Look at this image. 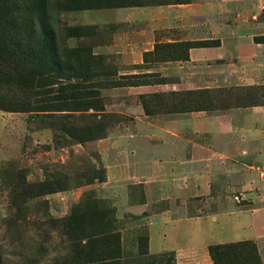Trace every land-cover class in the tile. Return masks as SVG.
Masks as SVG:
<instances>
[{"label":"rangeland","instance_id":"obj_1","mask_svg":"<svg viewBox=\"0 0 264 264\" xmlns=\"http://www.w3.org/2000/svg\"><path fill=\"white\" fill-rule=\"evenodd\" d=\"M123 4L124 0H47V26L56 36L58 50L69 56L72 70L69 74L65 71L36 101L44 107L59 103L65 111L35 113L0 108V264H100L107 253L108 258L114 257L117 240L120 264H194L209 255L203 247L184 249L178 262L175 252L161 253V257L149 254L147 218L174 206L180 207L183 216L197 217L223 207L224 201L160 199L161 183L163 195L170 193L165 176L157 170L149 187L136 183L133 174L138 164L129 158L130 151L121 155L104 145V140L120 135H140L142 126L152 132V116L184 107L170 108L171 93L187 92L165 87L163 92L138 95L128 89L174 83L177 78L161 72L126 76L119 71L116 57L107 50L116 27L89 21L95 18L93 11ZM68 28L81 31L68 38ZM258 38L264 41V37ZM184 57V49L159 43L146 56V68L160 69L163 62ZM13 83L1 87L0 102L25 99ZM209 91L223 104L230 97L234 99L230 104L237 101L239 106L264 104V86ZM152 95L159 97H149ZM143 103L153 113L147 118L140 114L144 113ZM114 164L122 166L123 180L118 167L108 180V168ZM222 187L213 184L212 196L215 188ZM231 202L241 213L252 204L238 192ZM252 221V232L239 231L232 237L225 232L220 238L264 237V211ZM186 233L176 231L178 238ZM260 242L262 249L264 240Z\"/></svg>","mask_w":264,"mask_h":264},{"label":"crops","instance_id":"obj_2","mask_svg":"<svg viewBox=\"0 0 264 264\" xmlns=\"http://www.w3.org/2000/svg\"><path fill=\"white\" fill-rule=\"evenodd\" d=\"M129 1L136 4L93 11L96 15L89 24L116 27L107 50L116 57L122 75L161 72L177 78L174 83L128 87L135 94L163 92L165 87L195 91L264 86V41H254L264 37V0ZM187 42L215 44L188 49L186 60L163 62L160 69L146 68L143 56L153 52L155 45ZM149 125L152 132L142 126L140 135H120L104 140V145L121 155L133 151L129 158L138 164L133 174L136 183L149 187L157 170L165 176L170 193L163 195L161 183L160 199L203 197L224 201V206L192 218L183 216L177 206L151 214L147 218L148 253L175 252L178 262L184 249L250 241L264 264V248L260 249L264 237L229 238L239 231L252 232L253 218L264 211V104L155 115ZM119 159L122 164V156ZM120 164L108 168V180L115 176L116 167L123 180ZM213 184H223L215 188V196ZM235 192L252 201L248 210H236L231 202ZM178 230L187 233L178 238ZM225 232L229 237L220 238ZM194 264H211V259L207 255L202 263Z\"/></svg>","mask_w":264,"mask_h":264},{"label":"trees","instance_id":"obj_3","mask_svg":"<svg viewBox=\"0 0 264 264\" xmlns=\"http://www.w3.org/2000/svg\"><path fill=\"white\" fill-rule=\"evenodd\" d=\"M132 4L134 2L124 0L123 5ZM46 8L47 0H0V90L1 87L9 85L8 82L16 81L13 83L15 89L26 96L25 99H2L0 108L3 110L35 113L65 111L61 109L64 107L59 108V103H51L44 107L39 101H36L45 89L56 84L55 81L60 79L65 71L69 74L72 70L67 62L69 56H64L58 50L56 36L47 26ZM67 31L68 38H72L80 33L81 28H68ZM254 41L260 42L263 39L254 38ZM213 44L215 43L187 42L170 45V48L174 46L185 50L183 59L173 58L170 61L186 60L188 49L207 47ZM156 48L157 45H155L153 52ZM149 54H144V63H146L145 58ZM63 60L65 61L62 62ZM211 93L209 90L187 91L180 94L171 93L174 98H172L170 108L178 105L184 107L180 110L170 109L168 114L220 110L239 106L237 101L230 104V100H234L232 97L229 100L225 99L226 104H223L221 99L213 97ZM149 97L157 98L159 96L152 95ZM218 103L220 104L217 105ZM142 105L144 114L151 116L153 113L146 107V104L143 103ZM111 237L113 238V236ZM114 250V257L108 258L107 253L105 260L100 264H120L117 261L120 258L118 240L117 243H114ZM208 254L211 264H261L257 248L250 241L212 245L208 247ZM92 263L96 264L95 262Z\"/></svg>","mask_w":264,"mask_h":264}]
</instances>
